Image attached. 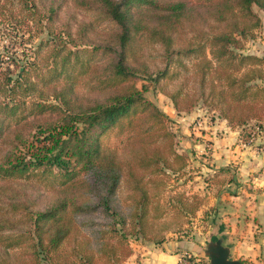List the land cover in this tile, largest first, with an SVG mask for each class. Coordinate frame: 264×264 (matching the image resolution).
Returning a JSON list of instances; mask_svg holds the SVG:
<instances>
[{"label":"trees","instance_id":"trees-1","mask_svg":"<svg viewBox=\"0 0 264 264\" xmlns=\"http://www.w3.org/2000/svg\"><path fill=\"white\" fill-rule=\"evenodd\" d=\"M72 1L74 29L58 27L54 0L47 14L26 0L24 25L52 37L21 63L0 52V264H121L133 237L162 243L205 203L172 188L194 159L138 77L179 114L206 104L246 138L252 122L264 128V55L246 45L264 0ZM7 2L0 17L14 16ZM46 173L59 195L30 207L24 181Z\"/></svg>","mask_w":264,"mask_h":264},{"label":"crops","instance_id":"crops-1","mask_svg":"<svg viewBox=\"0 0 264 264\" xmlns=\"http://www.w3.org/2000/svg\"><path fill=\"white\" fill-rule=\"evenodd\" d=\"M261 32L264 33L263 24ZM261 41L264 45V39ZM196 112L184 116V119L195 121L198 117ZM197 123L186 130L190 134L194 132L196 137L191 135L184 140L181 149L195 152L194 161L197 162L201 160L210 140L211 148L207 153L210 158H203L202 168L212 175L222 167L229 170L228 179L220 185L219 191L214 189L211 200L198 210V219L193 226L197 228L204 221L199 217L208 207H233L235 210L230 209L227 215H223L226 211L222 213L218 227L224 242L231 246V256L242 259L246 264H264V150L257 149L263 140L261 137L244 140L242 128L232 127L224 118L210 122L203 119L202 123ZM206 160L209 164H206ZM207 193L208 196L211 194L209 189L204 191V194ZM243 214L249 215L246 223L240 218ZM213 235H216V231H213ZM132 247L133 252L121 264H179L180 256L188 250L198 255L201 264H210L209 257L202 252L199 244L177 236H167L162 243L136 240L132 241Z\"/></svg>","mask_w":264,"mask_h":264},{"label":"rangeland","instance_id":"rangeland-1","mask_svg":"<svg viewBox=\"0 0 264 264\" xmlns=\"http://www.w3.org/2000/svg\"><path fill=\"white\" fill-rule=\"evenodd\" d=\"M12 4L7 2V6L12 7L15 12L14 16H5L0 17V52L3 54L5 53L7 58H9L11 55L14 56V59H16L17 62L21 63L24 62L27 59L26 53L32 54V51L37 47V45L42 41L49 39L50 36L47 32V29L44 30L41 28H37L34 24V21H31L29 26L24 25V10L21 9V5H24L26 0H11ZM50 0H28L29 3H36L38 4L39 11H41L44 14L46 13V6L49 4ZM55 4V16L57 17L56 23L58 27L66 26L67 23H70L71 28L74 29V21L70 18V13L72 14L76 8L73 7L74 2L72 0H54ZM256 11L260 14L262 18V24L264 25V11L260 9L257 5H255ZM1 14V13H0ZM80 17V16H79ZM68 19V20H67ZM99 27L102 29H116L118 26L111 21H100ZM262 24L259 28L255 30V35L253 37H250L248 41L246 42V45L248 46L249 51H255L256 53L264 55L262 52L264 51V45H262V39L264 33L261 32ZM37 28V29H36ZM261 38V39H260ZM99 57L101 58L102 55L99 54ZM138 85L142 88L144 83H147L148 87L147 89H143L144 95L153 101L155 104H157L163 111H165L169 115L168 124L169 126L177 133V137L179 139V145L178 147L181 149L183 147V142L187 138H189L191 135L196 137L194 132L191 134L187 132V127H191L194 124V121L189 120L188 118L184 119V116L190 115L191 112L197 111L196 114H198V117L195 118V121L198 123H202L203 119H207V122L214 121L217 118H220L219 111L216 109L211 108L209 105L206 104H198L195 107H193L190 111H182L180 114L178 113V110L174 107L172 99L165 94L164 92L156 89L154 87V83H152L150 80H147L143 78L142 76L137 78ZM225 119V118H224ZM192 124H190V123ZM184 125V126H183ZM259 126V129H258ZM260 128H263V125H260L258 122H252L250 126L247 128L250 132H252L251 137L253 134L255 137H261L262 133L259 132ZM264 129V128H263ZM191 130V129H190ZM193 131V130H191ZM109 134V140L113 141L117 139L116 132L114 130H109L105 135L104 138L106 140V136ZM201 137V136H200ZM242 137L244 140H249L250 138H246L243 134ZM263 140V138H260ZM210 140H208L209 142ZM207 142V143H208ZM6 147V143L0 140V155L3 152L4 148ZM191 156L192 160L194 159V153L192 151H188ZM199 159V157H198ZM208 160V159H207ZM206 160V164H209V161ZM194 161V166H191L193 168L192 172L188 175L181 176L179 179H172L170 182L174 184L172 188H176V190H186L189 194H201L205 198V203L211 200V195L214 196L213 190L215 189L216 192H218L220 189V185L224 184L223 179H228L227 173L218 171V175H215V173L212 175L208 170H205L202 168L201 163L199 160ZM203 165V164H202ZM54 178V175L51 173H46L41 178L38 175H34L30 178V180H25V191L27 192V195L23 198H26L30 202V207H46L49 205L55 198L58 197L59 191L57 189L49 188L47 187L48 179ZM171 184V185H172ZM84 186L81 185V183H77L75 186H68L66 193L68 195H71L75 192L81 191L80 189H83ZM210 190L211 194L208 193L204 194L205 190ZM216 194V193H215ZM86 198V196L81 195L80 199ZM79 199V200H80ZM221 202L223 200H220ZM234 211L235 209L233 207H208L202 214L200 215V218L204 219L203 222L200 223L199 227L195 228L194 222L198 219V211L196 214H193L191 217V220L189 222H186L184 224V228L181 231H176L175 234L174 231L171 233L169 232L167 236H174L184 239L193 240L195 243L199 244L201 246V250L203 253H205V249L207 246V243L212 240L213 231H216V235L221 236L222 233L218 230L219 223L221 222V219L223 215H227L228 212ZM234 209V210H233ZM222 215V213H224ZM231 213V212H230ZM248 214H243L240 216L242 219V222L246 223L248 220ZM237 223H240L239 221ZM199 228V229H198ZM136 240H141L140 238L137 239L133 237L131 239V245L132 241L135 242ZM148 241V240H147ZM70 243L69 241H65V245L68 246ZM26 250V248H25ZM17 253L19 254L20 251H24V249L18 248ZM191 254L195 255L194 252L191 250H188ZM206 255V253H205ZM198 257V255H196ZM201 264V261L199 260V263Z\"/></svg>","mask_w":264,"mask_h":264},{"label":"water","instance_id":"water-1","mask_svg":"<svg viewBox=\"0 0 264 264\" xmlns=\"http://www.w3.org/2000/svg\"><path fill=\"white\" fill-rule=\"evenodd\" d=\"M205 253L210 259V264H246L242 259L231 256V246L224 242L222 236L210 240Z\"/></svg>","mask_w":264,"mask_h":264},{"label":"built area","instance_id":"built-area-1","mask_svg":"<svg viewBox=\"0 0 264 264\" xmlns=\"http://www.w3.org/2000/svg\"><path fill=\"white\" fill-rule=\"evenodd\" d=\"M258 129H259V126H258ZM259 132L262 133L261 137L263 138V141L257 145V149L262 151L264 150V129L260 128ZM255 138L257 137H255V135L253 134V136L250 139L253 140ZM206 147L207 148H206L205 153L207 154L209 149L211 148V141L207 143ZM198 263H199V257L191 254L190 252H185L182 256H180L179 264H198Z\"/></svg>","mask_w":264,"mask_h":264}]
</instances>
